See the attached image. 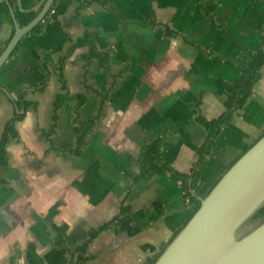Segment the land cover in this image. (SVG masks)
<instances>
[{
  "label": "crops",
  "instance_id": "0c3cea01",
  "mask_svg": "<svg viewBox=\"0 0 264 264\" xmlns=\"http://www.w3.org/2000/svg\"><path fill=\"white\" fill-rule=\"evenodd\" d=\"M45 1L11 0L17 24ZM52 10L0 69V140L24 115L0 163V264H148L195 204L169 171L140 176V156L161 139L175 170L198 163L199 118L226 111L242 61L264 51V0H217L209 13L206 0H55ZM14 31L0 18L2 51ZM61 73L86 98L78 110H55ZM76 117L91 125L81 146ZM263 133L264 65L216 137L196 198Z\"/></svg>",
  "mask_w": 264,
  "mask_h": 264
},
{
  "label": "water",
  "instance_id": "95a60500",
  "mask_svg": "<svg viewBox=\"0 0 264 264\" xmlns=\"http://www.w3.org/2000/svg\"><path fill=\"white\" fill-rule=\"evenodd\" d=\"M0 54V69L21 39L34 30L52 9L46 0L38 14L19 26ZM264 205V135L221 176L200 206L153 264H264V221L245 225Z\"/></svg>",
  "mask_w": 264,
  "mask_h": 264
},
{
  "label": "trees",
  "instance_id": "16d2710c",
  "mask_svg": "<svg viewBox=\"0 0 264 264\" xmlns=\"http://www.w3.org/2000/svg\"><path fill=\"white\" fill-rule=\"evenodd\" d=\"M217 0H206V11L209 13L211 12L216 6ZM11 3V0H9ZM35 13L30 16L31 19L35 17ZM0 18L5 19L8 21H12L11 13L9 6L5 0L0 2ZM47 18V16H46ZM45 18V19H46ZM40 29V24L34 28L35 30ZM86 39H84L85 41ZM83 43V40H82ZM81 44V41H80ZM17 50V49H16ZM13 52V54L16 52ZM2 52V48L0 47V54ZM12 54V55H13ZM96 58H100L101 54L97 52H93L92 54ZM264 65V51L259 50L256 53L250 54L247 56L245 60L242 61L243 71L240 78L234 83L230 84L227 87L229 96L226 102V111L218 118L207 120L203 117L199 118V122L204 126L207 131V139L205 143L200 148V160L198 163L192 167L191 171L189 172H180L175 170L169 163L163 160L161 154V139H157L148 145L145 150L142 152L140 156V176H151L153 174H159L164 171H169L172 176H174L178 181L180 186L183 188L184 198H189L191 204H195L190 214V217L184 223V225L188 222V220L192 217V215L197 211L200 206V200L196 198L193 190L196 188L197 184L199 183L203 170L206 164V158L211 152L215 139L220 133L222 127L228 123L234 116L235 112L241 109L249 97L252 94L255 84L258 82L261 76V69ZM60 81L62 83V88L64 90L63 93L58 94L54 101L55 110L57 111L64 103L69 101L76 102V110H78L86 101L85 96L78 94L71 96L68 92L67 81L63 75L60 74ZM24 105L27 108L35 107V104L25 102ZM24 115H19L18 117L14 118L6 127V132L0 140V163H5V145L9 137H18V133L15 129V122L17 119H21ZM77 122V132L80 133V137L78 140V146H81L84 141V136L87 131L90 129L91 125L87 123H80L76 117ZM264 135V133L262 134ZM254 143H252L248 148H250ZM247 148V149H248ZM246 149V150H247ZM245 150V151H246ZM244 151V152H245ZM242 155V154H241ZM239 155L232 164L241 156ZM231 164V165H232ZM230 165V166H231ZM229 166V167H230ZM264 221V205L261 206L255 214L250 218L248 221L249 224L258 225ZM183 225V226H184ZM165 248V247H164ZM163 248V249H164ZM162 249V251H163ZM161 251V252H162ZM160 252V253H161ZM160 253L151 260L148 264H153ZM66 258L62 256L60 260L56 264H65Z\"/></svg>",
  "mask_w": 264,
  "mask_h": 264
},
{
  "label": "built area",
  "instance_id": "2783aa9c",
  "mask_svg": "<svg viewBox=\"0 0 264 264\" xmlns=\"http://www.w3.org/2000/svg\"><path fill=\"white\" fill-rule=\"evenodd\" d=\"M50 12H54V10L51 9ZM48 15H49V14H48ZM186 202H187V203H191V201H190L189 198H186Z\"/></svg>",
  "mask_w": 264,
  "mask_h": 264
},
{
  "label": "rangeland",
  "instance_id": "374dc122",
  "mask_svg": "<svg viewBox=\"0 0 264 264\" xmlns=\"http://www.w3.org/2000/svg\"><path fill=\"white\" fill-rule=\"evenodd\" d=\"M249 225H251V224L247 223V224L245 225V229H246V227L248 228V227H249Z\"/></svg>",
  "mask_w": 264,
  "mask_h": 264
}]
</instances>
